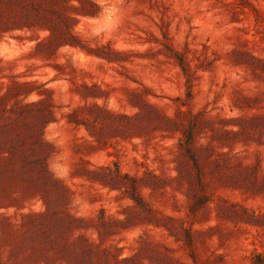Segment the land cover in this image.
Wrapping results in <instances>:
<instances>
[{
  "label": "rangeland",
  "instance_id": "rangeland-1",
  "mask_svg": "<svg viewBox=\"0 0 264 264\" xmlns=\"http://www.w3.org/2000/svg\"><path fill=\"white\" fill-rule=\"evenodd\" d=\"M0 264H264V0H0Z\"/></svg>",
  "mask_w": 264,
  "mask_h": 264
},
{
  "label": "trees",
  "instance_id": "trees-1",
  "mask_svg": "<svg viewBox=\"0 0 264 264\" xmlns=\"http://www.w3.org/2000/svg\"><path fill=\"white\" fill-rule=\"evenodd\" d=\"M23 20L27 21L23 26H30L34 23H38L44 28L52 29L50 23H52L51 16L48 15V11H45L41 8V6L33 5L32 3L29 5L26 13L23 16ZM52 31V30H51Z\"/></svg>",
  "mask_w": 264,
  "mask_h": 264
}]
</instances>
